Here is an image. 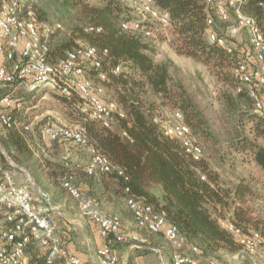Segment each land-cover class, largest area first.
<instances>
[{
	"label": "trees",
	"instance_id": "obj_1",
	"mask_svg": "<svg viewBox=\"0 0 264 264\" xmlns=\"http://www.w3.org/2000/svg\"><path fill=\"white\" fill-rule=\"evenodd\" d=\"M65 1L79 8L88 23L76 27L66 41L54 45L50 41L49 59L58 62L76 45L77 39L97 46L107 72L102 84L106 96L117 102L118 109L110 125L105 126L83 109L85 100L77 91L54 92L67 106L71 124L84 128L90 141L108 157L112 169H98L90 174L89 159L72 164L68 154V161L66 155L63 160L44 157V163L39 161L35 168L44 171L55 188L65 191L63 179L67 175L73 176L72 181L79 188L76 179L115 180L125 200L128 187L131 193L166 211L168 220L177 224L190 242L198 246L199 252L193 255L201 264H209L220 251L236 254L242 249L231 232L222 226L220 218H228L245 233L258 231L264 237V218L258 216L250 203L256 195L252 182L243 177L227 184L224 175L212 165L215 147L225 142L229 149L241 153L243 159H251L264 173V112L251 111L248 107L253 99L248 92L236 91L239 82L234 68L241 53L239 47L231 54L208 41L209 12L204 0H155V4L170 13L169 29L174 35L172 42L176 51L213 67L228 85L217 96L218 109L204 103L182 79L173 76L171 60L156 61L158 49L154 36L145 37L133 27L123 28L124 22L142 19L133 9L118 0ZM244 10L256 17L264 29V0H248ZM211 13L215 14L213 10ZM143 21L150 27H158L148 19ZM90 26L100 27L101 31L89 30ZM219 26L226 27L224 23ZM105 49L107 52L103 53ZM118 65L121 71L116 73L114 68ZM88 75L99 82L95 68L89 67ZM17 110H14L16 123L0 141L13 160L27 166L35 156L34 147L37 151L44 150L40 142L45 135L40 129L45 120L27 121ZM176 110L183 112L185 122L204 147V155L198 160L186 152L180 139L166 135L162 129L160 120L169 117L165 112L173 111V115ZM246 119L250 122V134L242 129ZM51 141L80 147L72 141ZM48 150L53 154L54 151ZM156 187H160L161 196L156 194ZM84 194L97 199L102 207L99 196L91 192Z\"/></svg>",
	"mask_w": 264,
	"mask_h": 264
},
{
	"label": "built area",
	"instance_id": "obj_2",
	"mask_svg": "<svg viewBox=\"0 0 264 264\" xmlns=\"http://www.w3.org/2000/svg\"><path fill=\"white\" fill-rule=\"evenodd\" d=\"M118 1L142 17L124 22L125 29L133 27L141 30L145 37H153L155 28L144 23L143 19L163 28L171 25L170 13L157 7L155 0ZM247 1L204 0L209 12L206 37L231 54L239 47L241 53L234 68L239 82L236 91H247L253 99L254 109L264 112V29L256 17L244 10ZM222 23L226 25L223 29L219 26ZM88 29L101 31L100 27L90 26ZM52 33L49 23L40 17L34 0H0V138L16 123L14 110L21 107V102L15 92L21 85L33 92L43 88L62 93L75 90L84 98L89 116L105 126L110 125L111 117L118 109L117 102L106 96V88L102 84V80L107 79V72L103 69L101 50L89 43L81 44L68 50L58 62H51ZM106 52L107 49L103 51ZM89 67L98 70L99 82L88 75ZM120 71V65L114 68V72ZM160 123L165 134L180 139L186 152L194 159L204 155V147L185 122L182 111L176 110L171 118H163ZM42 134L50 140L72 141L86 149L90 154L88 173L112 169L108 157L90 141L81 125L48 121L42 127ZM65 160L68 161L67 155ZM15 176L13 161L4 152L0 141V264H32L31 248L39 252L41 264H86L68 249L61 237L54 207L43 196L36 195L31 186L17 182ZM72 180V175L65 176L63 187L77 201L81 214L98 225L104 239L98 249L101 263L120 264L114 242L139 244L138 235L128 237L122 230L121 217L104 212L100 202L85 195ZM125 190L129 193L126 204L136 225L164 235L174 249L173 264H201L193 255L199 252L198 246L190 242L177 224L168 220L165 210L131 193L128 187ZM220 223L240 243L241 251L253 257L264 249V237L260 232L245 233L228 218H220ZM188 246L189 252L186 251ZM209 264L223 263L212 258Z\"/></svg>",
	"mask_w": 264,
	"mask_h": 264
},
{
	"label": "rangeland",
	"instance_id": "obj_3",
	"mask_svg": "<svg viewBox=\"0 0 264 264\" xmlns=\"http://www.w3.org/2000/svg\"><path fill=\"white\" fill-rule=\"evenodd\" d=\"M99 1L100 0H92L91 3H98ZM34 2L40 17L47 21L53 29V34L50 40L51 45L59 44L70 39L76 27L88 23L83 12L65 0H34ZM223 28L224 27L221 26V29ZM154 33L155 36L153 42L158 49L157 54L155 55L156 61L161 62L171 60L174 64L171 68L173 76L176 79H182L186 86L192 90L198 98L203 100L204 103L212 104L211 107L213 109H218L217 96L221 90L227 89L228 85H226L217 74V70L205 65L193 57L178 53L173 45L172 39L174 35L169 27L163 28L156 26ZM242 38L246 41L245 35H243ZM86 43L87 42L82 39H77L76 45L73 48ZM54 91L55 90L51 88H43L40 91L33 92L29 91L24 85L19 86L15 92L16 98L21 102V107L18 108L17 113L21 114V117L25 118L27 121L44 119L45 123L52 120L54 122H62L70 125L71 122L69 121L66 112L67 106L60 98H58ZM234 92H236L235 89ZM85 107L86 105L84 104L83 108ZM248 108L251 111H254L252 103ZM165 113L167 117L169 116L171 118L173 111H166ZM49 117L51 118L49 119ZM245 121L243 127L241 125L240 128L242 127L245 133L250 134V122L247 119ZM45 123L41 126V133L42 127ZM40 145L44 148L43 152L42 150L37 151L36 147H34L35 156L32 161H30L29 165H20L12 159L14 169L17 170V173L19 172L18 174L21 173L19 166H22L26 169V172H23L30 173L32 177L37 176L38 170L35 166L39 161L44 163V157H56L63 160V156L69 154L70 151H76L77 153L86 152V150L80 149V147L69 143H54L47 137L43 138ZM2 147L4 152L10 156V152L4 143H2ZM48 149L54 151L53 154L50 153V150ZM61 149H64V152ZM66 149L69 150V153L65 151ZM214 153L216 156L212 159V165L224 175V180H226L227 184H232V182L243 177L252 182L256 195L250 200V203L256 208L258 216L264 218V173L255 166L251 159H243L241 153L229 149L225 142L217 145ZM84 156L86 157L87 154L85 153L83 155V158L85 159H83V161L85 163L86 158ZM73 162L74 161L72 160V164ZM16 179L17 178H15V180ZM33 186L36 187L35 184L32 185V187ZM63 192L68 195L65 190H63ZM38 253L39 252L36 250L33 252V254ZM226 255L237 256L238 253L229 254L225 251H220L214 256V258L219 259L225 264H231V259ZM243 260L244 264L249 263L246 259ZM254 260L257 264H264V249L254 256Z\"/></svg>",
	"mask_w": 264,
	"mask_h": 264
},
{
	"label": "crops",
	"instance_id": "obj_4",
	"mask_svg": "<svg viewBox=\"0 0 264 264\" xmlns=\"http://www.w3.org/2000/svg\"><path fill=\"white\" fill-rule=\"evenodd\" d=\"M83 109L88 110L87 105ZM62 151L64 152L63 149ZM65 151L69 153L68 149ZM85 153L87 154L86 157L84 156L86 158L85 162H87L90 154L87 150ZM85 153L70 151L68 155L71 156L75 163H84L83 155ZM19 167L21 173L23 171L26 172V169L22 166ZM18 173L16 170L15 178H17L16 180L19 183L31 187L35 184L36 187L33 186L32 189L36 195L43 196L45 201L50 204L49 199L41 192L45 191L56 203V208H54L55 221L58 224L61 237L66 241L68 249L72 253L79 255L86 264H102L98 249L103 244L104 239L100 235L98 225L81 214L77 201L71 195L65 194L63 189L55 188L44 171H38L37 176H34L35 178L28 172L25 174ZM79 180L76 179V182L84 193L88 194V192H91L100 197L104 212L118 214L121 217L122 230L128 237L137 234L140 239L139 244L132 241L114 242L115 251L121 259L120 264H173V247L163 235H156L136 225L133 215L126 204L125 195H123V191L115 180H105L104 182L98 178H91L87 181ZM155 192L158 196L162 194L160 187H156ZM153 248L157 249V251L153 250ZM189 248L188 246L186 251L189 252ZM34 251V248H31L29 252L31 263L41 264L42 258L38 254H33ZM226 256L231 259V264H244V260L239 259L237 256ZM254 264H257L255 260Z\"/></svg>",
	"mask_w": 264,
	"mask_h": 264
},
{
	"label": "water",
	"instance_id": "obj_5",
	"mask_svg": "<svg viewBox=\"0 0 264 264\" xmlns=\"http://www.w3.org/2000/svg\"><path fill=\"white\" fill-rule=\"evenodd\" d=\"M42 194L47 197L49 199L50 205L53 206L54 208H56V203L52 200V198L45 192V191H41ZM153 250L157 251V249ZM237 257L239 259H246L250 264H254V260L253 257L248 255L247 253H245L244 251H240L237 255Z\"/></svg>",
	"mask_w": 264,
	"mask_h": 264
}]
</instances>
